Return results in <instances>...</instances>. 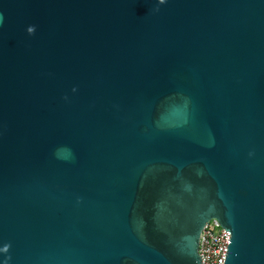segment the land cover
Returning <instances> with one entry per match:
<instances>
[{"label":"water","instance_id":"95a60500","mask_svg":"<svg viewBox=\"0 0 264 264\" xmlns=\"http://www.w3.org/2000/svg\"><path fill=\"white\" fill-rule=\"evenodd\" d=\"M0 14V264H264V0Z\"/></svg>","mask_w":264,"mask_h":264},{"label":"built area","instance_id":"2783aa9c","mask_svg":"<svg viewBox=\"0 0 264 264\" xmlns=\"http://www.w3.org/2000/svg\"><path fill=\"white\" fill-rule=\"evenodd\" d=\"M232 233L213 218L206 223L200 236L199 252L203 264H224Z\"/></svg>","mask_w":264,"mask_h":264},{"label":"clouds","instance_id":"9594fccd","mask_svg":"<svg viewBox=\"0 0 264 264\" xmlns=\"http://www.w3.org/2000/svg\"><path fill=\"white\" fill-rule=\"evenodd\" d=\"M163 2H165V0H161V3H163ZM3 23V16H2V14H0V24H2ZM33 27H29V29H28V31H29V33H32L33 32Z\"/></svg>","mask_w":264,"mask_h":264}]
</instances>
